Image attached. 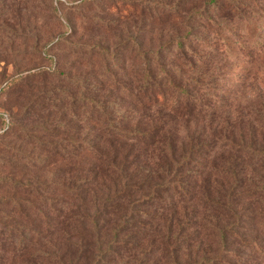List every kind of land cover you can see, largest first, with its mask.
Listing matches in <instances>:
<instances>
[{"label": "rangeland", "instance_id": "1", "mask_svg": "<svg viewBox=\"0 0 264 264\" xmlns=\"http://www.w3.org/2000/svg\"><path fill=\"white\" fill-rule=\"evenodd\" d=\"M105 1L87 8L84 0H0V228L7 224L54 232V224L67 221L70 209L79 203L75 191L65 189L64 184L89 178L90 183H82L84 190H89L93 181L87 163L92 160L91 153L83 150L85 144L74 147L73 142L105 147L108 158L121 140L110 143L112 138L104 137L100 128L133 130L152 125L134 111L141 105H136L134 98L137 84L132 81L129 38L139 37L144 48L155 50L185 28L180 16L179 20L158 19L152 24L149 21L153 19L143 17L141 10L126 20L112 9L111 1ZM165 1L173 7L178 4V0ZM263 28L264 21H260L252 31L264 40ZM63 34L64 42L58 39ZM94 44L108 49L115 61L105 54L90 55ZM253 59L252 67L240 64L244 69L249 66L245 75L252 72L229 95L230 104L216 112L217 117L199 119L198 124L191 121L189 128L179 122L175 131L179 149L195 146L200 151L189 174L196 197L181 205H186L184 216L180 217L184 210L178 207L177 217L188 223L183 229L192 235L195 249L198 246L204 255L225 251V260L237 264H264V156L260 155V150L264 151V50ZM237 69L224 65L221 73ZM19 76L25 80L10 84ZM72 96L78 99L75 105ZM89 97L100 101V113L111 114L112 119H80L73 107ZM76 109L78 114L79 109L84 110ZM146 148L143 142H135L130 159L136 156V168L139 163L144 166L145 157L151 154ZM119 152L122 157L126 149ZM149 163L154 168L152 161ZM114 177L98 175L101 191L96 186L97 194L114 189ZM142 177L139 173L137 181ZM154 183L149 178L144 186L138 185V190L143 189L138 198ZM85 197L92 206L96 197H88V191ZM211 200H218L228 210H213ZM142 209L140 206L138 211ZM58 210L65 215L58 218ZM147 211L151 215L139 217L140 251L146 253L141 263L168 264L171 259L165 254L163 235L168 233L173 216L168 211ZM162 213L168 216L166 222ZM73 236L91 241L82 229ZM75 252L73 248L66 257L75 256Z\"/></svg>", "mask_w": 264, "mask_h": 264}, {"label": "trees", "instance_id": "2", "mask_svg": "<svg viewBox=\"0 0 264 264\" xmlns=\"http://www.w3.org/2000/svg\"><path fill=\"white\" fill-rule=\"evenodd\" d=\"M102 1L105 0H84V3L88 8L90 4ZM110 1L112 9L126 20L141 10L143 17L153 19L149 21L152 24L158 19L179 20L177 17L180 16L185 28L175 38L161 42L155 50L144 48L139 37L129 38L132 81L137 84L134 98L136 105H141L134 111L148 118L152 125L138 126L133 130L118 126L100 128L104 137L112 138L110 143L116 138L121 140L119 148L113 149L114 155L108 158L105 157L108 153L105 147L74 141V147L85 144L83 150L91 153L92 160L87 162L90 174H93L91 188L84 190L82 185L83 182L90 183L89 178L64 184L65 189L75 191V201L79 203H74L67 221L54 224V232L48 229L45 233L40 227L27 230L7 224L0 228V264H142L146 253L143 249L140 251L139 217L151 215L148 208L155 212L168 211L173 216L168 233L163 235L165 254L171 259L168 264H237L225 260V251H210L204 255L198 246L195 249L192 235L185 234L183 229L188 223L177 217L180 213L178 207L196 197L193 195L196 187L190 186L189 174L191 167L198 163L195 156L200 151L195 146L179 149L175 131L179 122L189 128L191 121L198 124L199 119L217 117L216 112H222L230 104L229 95L250 75L252 71L244 74L249 66L244 69L240 64L251 66L253 58H259L264 50L262 36H256L252 31L253 26L258 27V23L264 21V0H178L176 7L165 0H108L105 3ZM58 39L64 42L66 36L60 35ZM89 49L90 55L101 57L105 54L115 61V56L100 45H91ZM224 65L237 66L238 69L222 74ZM229 77L235 78L234 82L226 81L225 78ZM21 78L25 80V76L15 77L10 84H18ZM85 100L82 105H76V108L84 109H79V114L73 107L80 119H112L111 114L100 113V101L90 97ZM77 101L76 97H71V104L75 105ZM139 141L151 154L145 157L144 166L139 163L136 168V156L130 159V152ZM198 145L202 147L203 144ZM120 148L126 149L122 157ZM260 155L264 156L263 150ZM149 161L154 168L150 167ZM133 165L135 170L132 171L130 167ZM139 173L143 177L137 181ZM101 174L115 175L111 179L114 189L103 195L96 192V186L98 188L100 184L98 175ZM149 178L155 183L149 184L150 191L142 192L138 198V191L143 190H138V185L144 186ZM87 191L88 197H96L92 206L87 204ZM140 206L145 209L138 211ZM56 207L54 203V211H57ZM210 207L221 213L228 210L218 200H211ZM181 209L184 211L180 217L184 216L186 205ZM56 214L58 218L65 215L61 211ZM80 229L90 235L91 241L85 237L75 240L73 235ZM73 248H76L75 256L66 257ZM184 259H187L185 263Z\"/></svg>", "mask_w": 264, "mask_h": 264}]
</instances>
